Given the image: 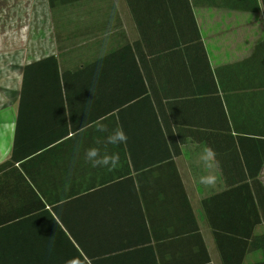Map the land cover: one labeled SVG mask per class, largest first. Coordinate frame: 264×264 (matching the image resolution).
<instances>
[{
	"label": "crops",
	"instance_id": "crops-1",
	"mask_svg": "<svg viewBox=\"0 0 264 264\" xmlns=\"http://www.w3.org/2000/svg\"><path fill=\"white\" fill-rule=\"evenodd\" d=\"M16 1L8 24L45 27L49 41L54 22L67 28V43L59 52L37 34L0 52V163L18 111L23 146L57 135L62 121L73 140L66 157L35 164V178L0 179V264H223L209 218L246 234L257 217L252 232L264 234V1L246 10L255 0H71L55 8L68 17L62 23L46 0ZM29 8L39 18L28 19ZM114 51L115 63L106 57L71 78L78 58ZM51 55L67 60L70 93L71 82H83L80 102L53 99L54 73L43 66L25 71ZM109 76L123 98L132 96L115 115L125 144H106L109 132L101 131ZM209 146L218 161L211 169L200 159ZM92 147L118 153V166L93 167L85 159ZM208 173L214 186L199 183ZM65 200L71 243L47 205ZM30 246L43 257L29 255ZM261 258L249 251L243 262Z\"/></svg>",
	"mask_w": 264,
	"mask_h": 264
},
{
	"label": "trees",
	"instance_id": "trees-1",
	"mask_svg": "<svg viewBox=\"0 0 264 264\" xmlns=\"http://www.w3.org/2000/svg\"><path fill=\"white\" fill-rule=\"evenodd\" d=\"M264 1V0H262ZM49 6L52 8L60 5L67 6L71 5V0H48ZM213 3V2H212ZM217 3V2H216ZM258 2L257 0L254 1L253 7L245 6V9H251L255 10L258 9ZM55 26V38L57 40V49L59 52L66 47V44L64 42H61L63 39V35H67V31L63 33L64 30H66V27L62 26ZM66 38V37H64ZM118 53L115 51L112 53H109L105 56H96L94 58H85L82 56L78 58L75 61V67L74 69H71V78L75 76L84 75L85 77L88 75V72L91 69L99 68L100 64L104 62L105 58L108 57L107 60H109V63H115L118 56ZM63 62V63H62ZM67 60L60 61L57 60L54 56H47L39 61H36L30 65L25 66V71L28 70V68L34 66V65H41L44 68L48 69L49 75L53 72L54 76L52 78V84L54 86L53 89V99H56L57 102H80L84 97L87 96L86 93H84L82 86L80 84H83L82 81H76L71 82V93L70 89L68 88V69L66 65ZM45 69V70H46ZM57 72H59V78L57 75ZM91 75V73L89 74ZM113 78L115 77L114 74ZM93 76V75H92ZM46 81V80H45ZM109 84H106V88H108L107 92V102L108 104V118L106 122V128L108 132H111L112 130L117 128V122L115 115H119L123 109L130 108V105L128 104L127 107L123 106L125 102H129L130 98L132 96L128 95L129 97L123 98L120 93H118L115 90V87L117 86V82L114 81L109 76ZM96 94L98 97V82H96ZM47 84H51V77H49ZM91 88V86H90ZM94 88V87H92ZM103 87H101L102 89ZM24 89V88H23ZM119 95V97L117 96ZM55 101V100H54ZM20 102L22 101V97L20 98ZM20 109V108H19ZM104 112H102L101 115H105ZM18 115H20V111L17 113V118L15 121V131H14V139L13 144L11 147L10 155L9 157L0 163V179H10V180H24V179H32L35 178L34 171H32V168L36 166L37 163L48 162V157L53 158H63L66 157L65 152L68 150V148H71V126L70 130H68L66 122H61V128L60 131H57V135H51L49 137H43L41 140H30L28 141L27 146L25 145V142L18 139ZM98 115V113L96 114ZM35 124H33V127ZM99 129V123H97V126L91 127L90 131H98ZM70 134V135H69ZM32 143V144H31ZM19 147V148H18ZM25 152V153H23ZM50 152H63L59 153V155L56 156V153L50 154ZM66 199V197H65ZM43 205V204H41ZM47 205L50 207V211L53 213V215L49 214L51 216V219L56 222L54 216L56 219L60 222L61 226L58 224V227L60 228V233L64 236L68 242L71 243V240L69 237H71V220H68L66 217V212L68 210V207H71V200L67 202L65 200L61 203H52L47 202ZM49 211V212H50ZM209 222L211 225V229L213 233L215 234V238L217 241V244L222 251V262L223 264H264V234H254L252 231L254 227L260 222L259 218H253L250 221V224L247 225L246 234H243L242 230L237 229V232H234L232 230H229L227 228H222L217 220L214 218H209ZM68 231L67 233L63 230V228ZM225 231L226 233L229 231L230 234H225L224 237L222 236V233L218 231ZM231 232L234 234H231ZM225 238V239H224ZM234 240V241H233ZM235 245L236 251L234 255L226 254V246H232ZM71 246V245H70ZM254 250H261L262 252V258L258 261H254L252 263H244L243 258L244 255L249 251ZM42 249H36L31 248L28 251L29 255H35L38 257H43L42 254L45 252H41ZM205 260L207 259V256L205 255Z\"/></svg>",
	"mask_w": 264,
	"mask_h": 264
},
{
	"label": "rangeland",
	"instance_id": "rangeland-1",
	"mask_svg": "<svg viewBox=\"0 0 264 264\" xmlns=\"http://www.w3.org/2000/svg\"><path fill=\"white\" fill-rule=\"evenodd\" d=\"M24 1V0H21ZM37 3H44L43 0H36ZM46 2L48 3L49 6V2L48 0H46ZM17 1L16 2H12V0H0V52L2 50H5L6 47L8 46H15L18 45L20 43L22 44H27L28 38L31 40V38H33V36L35 35H45V39H43V41L45 42V44H49V43H55V46H57V40L55 38V26H54V22H53V26H52V30L53 33L51 32V34H53V40H46V32L44 31L45 27H35V25L33 26H29V25H15V24H8L7 20L5 18H9L10 15L12 14L13 11H11V9L13 7H15ZM31 3L30 0H26V4ZM45 5V3H44ZM57 7V6H56ZM56 7L51 8L50 6L48 7L50 9V17L52 20H56L58 21L59 19V23H62L63 20L62 19H67L68 17L65 15V17L63 18H58V16H56V14L58 13V11L56 12ZM34 10H30L27 9L25 14H27L28 19H36L39 18L37 17V14L33 15ZM59 14V13H58ZM27 40V42H26ZM62 42V40H61ZM67 42H65L66 44ZM31 44V43H30ZM3 52V51H2Z\"/></svg>",
	"mask_w": 264,
	"mask_h": 264
},
{
	"label": "clouds",
	"instance_id": "clouds-1",
	"mask_svg": "<svg viewBox=\"0 0 264 264\" xmlns=\"http://www.w3.org/2000/svg\"><path fill=\"white\" fill-rule=\"evenodd\" d=\"M101 131H108L106 126L101 125ZM128 141V136L122 128H116L109 132L106 137V144L119 145L125 144ZM217 153L212 147H205L202 151L200 159L203 161L206 168L211 169L214 164L218 165L216 159ZM85 159L91 163L93 167H107L110 171L115 169L119 164V154L107 152L101 153L99 148L92 147L86 150ZM217 182V177L214 174L208 173L201 175L199 183L204 186H214ZM66 264H79L78 259L73 258Z\"/></svg>",
	"mask_w": 264,
	"mask_h": 264
}]
</instances>
